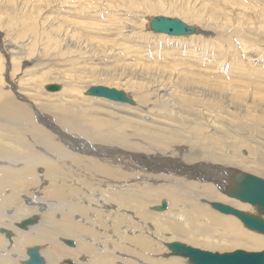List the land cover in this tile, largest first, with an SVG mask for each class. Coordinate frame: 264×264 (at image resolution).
I'll use <instances>...</instances> for the list:
<instances>
[{
	"label": "bare ground",
	"instance_id": "1",
	"mask_svg": "<svg viewBox=\"0 0 264 264\" xmlns=\"http://www.w3.org/2000/svg\"><path fill=\"white\" fill-rule=\"evenodd\" d=\"M155 11L161 12V7ZM149 21H145L147 27ZM205 32L197 27L188 38ZM44 87L47 92L61 88ZM204 90L191 85L190 96ZM16 95L20 102L1 94L4 101L0 103V123L6 124L0 138V231L12 233L10 239L0 235V251L9 249L0 256V264L27 261L26 252L33 247H39L45 264H192L188 258L172 256L166 247L170 243L219 255L264 251V235L213 208V204L229 206L264 221L256 206L227 196L244 174L264 180L260 151L264 139L256 127L237 126L224 132L216 128L215 120L208 122L207 110L199 109L202 117L194 125L203 128L205 123L209 129L198 128L202 134L193 133V127L168 128L161 120L152 125L148 119L151 125L143 122V129L129 137L126 129L132 121H143L135 113L146 112L149 118L146 97L140 93L129 97L133 107L86 98L123 113L116 115L120 122L86 119L93 115L58 106L51 110L57 116L55 123L48 114L37 113L24 93L16 91ZM161 103V119H175L182 112L174 114V108ZM198 138L201 143L196 142ZM184 141L188 150L182 148ZM246 147L248 154L242 155ZM15 163L23 166H5ZM163 203V211L154 210ZM34 215H39L36 225L23 231L14 227ZM63 241L73 243L65 245L71 251L62 248Z\"/></svg>",
	"mask_w": 264,
	"mask_h": 264
},
{
	"label": "rangeland",
	"instance_id": "2",
	"mask_svg": "<svg viewBox=\"0 0 264 264\" xmlns=\"http://www.w3.org/2000/svg\"><path fill=\"white\" fill-rule=\"evenodd\" d=\"M156 16L195 24L207 35L154 34L145 21ZM46 84H57L60 91L47 92ZM191 85L206 90L190 96ZM89 86L146 97L149 118L146 112L135 113L143 121L134 118L126 129L129 137L143 129V122L151 125L148 119L152 125L161 120L172 129L193 127L199 135L198 128L209 130L205 123L204 129L194 125L202 117L199 109H204L209 112L208 122L215 120L217 129L256 127L264 139V0H0V103L4 101L1 94L20 102L19 91L33 102L37 113L48 114L55 123L57 116L51 110L58 106L93 115L86 119L120 122L116 115L123 113L85 101L94 98L83 96ZM161 101L174 108V114L182 112L175 119H161ZM5 126L0 123V138ZM199 138L196 142L201 143ZM186 142L182 148L188 150ZM248 148L241 149L242 155L248 154ZM260 151L264 154V149ZM5 166L12 169L23 164ZM38 172L42 174V168Z\"/></svg>",
	"mask_w": 264,
	"mask_h": 264
},
{
	"label": "water",
	"instance_id": "3",
	"mask_svg": "<svg viewBox=\"0 0 264 264\" xmlns=\"http://www.w3.org/2000/svg\"><path fill=\"white\" fill-rule=\"evenodd\" d=\"M148 28L154 34H164L170 37L190 36L196 32L194 27L187 25L180 19L163 16L153 17L149 22ZM49 88L52 91L58 90L57 85H49ZM85 94L88 97L103 98L115 103L134 105L133 101L122 91L102 86L91 87L87 89ZM227 196L241 203L256 206L258 213L264 214V180L257 176L244 174L239 179L237 187ZM165 207L166 204L163 203L154 210L163 211ZM213 208L224 215L236 217L247 229L264 235V221L261 218L246 215L221 204H213ZM38 221L39 216L34 215L22 223L15 224L14 227L23 231L28 226L36 225ZM0 235L5 236L6 239L12 237V233L5 230H1ZM63 244L67 246L73 245L71 241H63ZM166 247L170 250L172 256L188 258L192 264H264V251L248 253L238 250L233 253L219 255L201 251L181 243H170ZM26 254L27 261L22 264H45L40 255L39 247L28 249Z\"/></svg>",
	"mask_w": 264,
	"mask_h": 264
}]
</instances>
